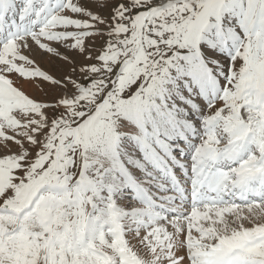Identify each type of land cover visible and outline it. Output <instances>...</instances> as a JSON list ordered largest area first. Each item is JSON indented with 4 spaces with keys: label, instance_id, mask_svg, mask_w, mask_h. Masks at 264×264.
<instances>
[{
    "label": "snow or ice",
    "instance_id": "6c2138e0",
    "mask_svg": "<svg viewBox=\"0 0 264 264\" xmlns=\"http://www.w3.org/2000/svg\"><path fill=\"white\" fill-rule=\"evenodd\" d=\"M0 264H264V0H0Z\"/></svg>",
    "mask_w": 264,
    "mask_h": 264
}]
</instances>
